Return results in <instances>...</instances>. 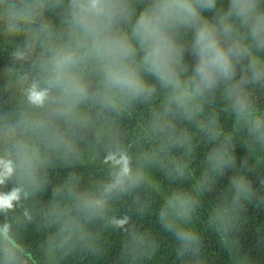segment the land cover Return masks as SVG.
Listing matches in <instances>:
<instances>
[{
	"label": "trees",
	"instance_id": "1",
	"mask_svg": "<svg viewBox=\"0 0 264 264\" xmlns=\"http://www.w3.org/2000/svg\"><path fill=\"white\" fill-rule=\"evenodd\" d=\"M92 2L0 0V264H264V47L228 15L234 0L199 9L232 26L221 42L240 55L198 92L184 87L191 25L171 32L169 83L135 32L160 0H97L119 18L84 12ZM112 35L135 49L142 91L108 83L97 48Z\"/></svg>",
	"mask_w": 264,
	"mask_h": 264
},
{
	"label": "clouds",
	"instance_id": "2",
	"mask_svg": "<svg viewBox=\"0 0 264 264\" xmlns=\"http://www.w3.org/2000/svg\"><path fill=\"white\" fill-rule=\"evenodd\" d=\"M214 0L197 4L195 0H160L153 8L142 12L137 19L135 32L144 48L142 63L147 65L162 81L179 83L176 65L179 62L180 48L174 42L171 32L178 24L191 25L194 29L191 50L196 56L192 75L184 87L193 86V92L214 86L218 80L228 78L234 73V60L240 55L236 44L228 47L221 42L222 35H229L232 26L225 24L223 30L200 15V8L211 9ZM82 10L92 15L108 14L119 18L124 14L120 3H99L97 0ZM229 16H235L248 24L250 43L264 47V12L256 11L251 0H234ZM97 53L108 59L105 75L111 86L139 92L144 83L138 71L127 61L135 54L128 38L112 35L99 42ZM72 53L61 54L56 66L74 63ZM83 92V89H80ZM37 99H40L38 96ZM112 159V157H110ZM122 164L121 175H127V160L121 157L115 161Z\"/></svg>",
	"mask_w": 264,
	"mask_h": 264
}]
</instances>
